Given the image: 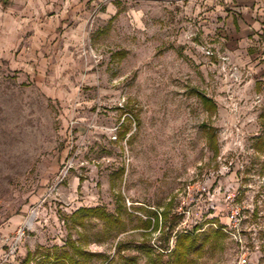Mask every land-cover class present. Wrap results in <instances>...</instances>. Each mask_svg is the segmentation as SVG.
Listing matches in <instances>:
<instances>
[{
	"label": "rangeland",
	"instance_id": "374dc122",
	"mask_svg": "<svg viewBox=\"0 0 264 264\" xmlns=\"http://www.w3.org/2000/svg\"><path fill=\"white\" fill-rule=\"evenodd\" d=\"M62 1L63 29L46 0H0V264H50L69 242L84 264H169L195 226L210 239L190 264H264V38L229 33L218 0H146L143 30L135 0H112L120 27L77 34ZM82 207L123 223L75 224Z\"/></svg>",
	"mask_w": 264,
	"mask_h": 264
},
{
	"label": "crops",
	"instance_id": "0c3cea01",
	"mask_svg": "<svg viewBox=\"0 0 264 264\" xmlns=\"http://www.w3.org/2000/svg\"><path fill=\"white\" fill-rule=\"evenodd\" d=\"M57 4L54 3V0H46V6L54 8V10L57 12V18L58 22L56 25H61L62 29L65 28L67 23L63 22L64 14L63 9H61L63 6H59L61 3L63 5L62 0H55ZM60 1V3H59ZM69 1V0H68ZM76 4V13L73 15V17L76 18L75 21V30L77 34L90 32L91 30H97L96 35L98 34V30L102 31L101 27L99 28V24H107L109 20H111L114 16L119 18V22L115 23L112 21L111 23H115L120 27V22L125 19L123 12L118 13V9L116 5L112 2V0H105L104 2V8L103 10H95V16H93L92 19H90L89 8H86L84 6L85 2L88 0H73ZM96 0H92L91 4H95ZM98 1V0H97ZM132 1V0H127ZM136 1V7L133 8V10H129L130 12H126L129 17L132 15L133 20L139 26L141 24L140 28L143 30L144 26L142 25L141 18L144 16V12L140 10V5H143V3L146 2V0H135ZM167 2L173 3V4H179L183 2V0H166ZM214 1V0H213ZM212 1V2H213ZM196 0H188L186 2V5L184 3L185 12L188 11V9L194 4L195 5ZM208 4L209 0H200V4ZM183 4V3H182ZM55 6V7H54ZM215 9L219 17H222L224 21H226L229 33L232 35L241 36V33L244 35L246 31H251L252 37H258L261 36L264 38V0H218L215 4ZM94 10V9H93ZM206 13V12H205ZM142 16V17H141ZM106 20V21H105ZM132 20V19H131ZM99 22V23H97ZM114 26V28L111 29L109 35L110 36H116L118 33H122L121 29L117 26ZM84 28V30H83ZM115 28L117 31H115ZM256 45H259L261 48L264 47V42H256ZM264 51V48L261 49L260 54H262ZM258 53H256V56ZM264 57V55H263ZM259 79H263L264 77H259ZM214 102V101H213ZM215 106L216 103L214 102ZM216 111V110H215ZM214 111V112H215Z\"/></svg>",
	"mask_w": 264,
	"mask_h": 264
},
{
	"label": "trees",
	"instance_id": "16d2710c",
	"mask_svg": "<svg viewBox=\"0 0 264 264\" xmlns=\"http://www.w3.org/2000/svg\"><path fill=\"white\" fill-rule=\"evenodd\" d=\"M203 107L208 113H213L216 110V106L213 100L205 95H201L200 97ZM204 132L206 135V139L208 144L212 145L216 143L214 129L204 125ZM124 136V133L120 134V137ZM119 173H123L122 169L118 170ZM117 198L120 199V195H117ZM121 205H118L119 208ZM121 208V207H120ZM119 208V209H120ZM71 216L73 217V222L76 224H82V221L76 220V218H83L85 216H97L107 225L113 226H121L122 225V217L119 212L116 214H111L105 212L100 207H82L75 210ZM151 225L150 221H146L145 226L149 227ZM196 230L198 228L195 226L192 231H188L186 233H180L176 236L172 259L169 264H190L189 256L190 254H201L204 250V247L208 243L210 239L209 235L204 234L201 238L200 235H197ZM222 234L220 229L214 230L212 235L218 236ZM70 243V250L63 251L60 254H52L54 258H52L50 264H84V258L86 253L80 247L76 246L73 242ZM26 261L29 260V253H26ZM150 264H163L161 260V254H157L153 257H149Z\"/></svg>",
	"mask_w": 264,
	"mask_h": 264
},
{
	"label": "built area",
	"instance_id": "2783aa9c",
	"mask_svg": "<svg viewBox=\"0 0 264 264\" xmlns=\"http://www.w3.org/2000/svg\"><path fill=\"white\" fill-rule=\"evenodd\" d=\"M245 263H247V258L245 257V255H241L239 258V264H245Z\"/></svg>",
	"mask_w": 264,
	"mask_h": 264
},
{
	"label": "bare ground",
	"instance_id": "6f19581e",
	"mask_svg": "<svg viewBox=\"0 0 264 264\" xmlns=\"http://www.w3.org/2000/svg\"><path fill=\"white\" fill-rule=\"evenodd\" d=\"M33 215H31L28 219H27V221H26V224L27 225H30L31 224V220H32V217Z\"/></svg>",
	"mask_w": 264,
	"mask_h": 264
}]
</instances>
